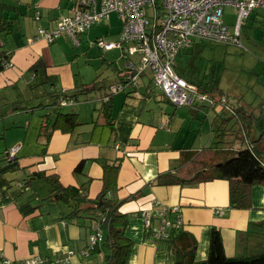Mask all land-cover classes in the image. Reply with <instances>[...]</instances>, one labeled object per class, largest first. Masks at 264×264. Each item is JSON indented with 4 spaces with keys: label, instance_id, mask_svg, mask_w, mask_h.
<instances>
[{
    "label": "crops",
    "instance_id": "1",
    "mask_svg": "<svg viewBox=\"0 0 264 264\" xmlns=\"http://www.w3.org/2000/svg\"><path fill=\"white\" fill-rule=\"evenodd\" d=\"M10 3L16 6L11 16L20 31L13 36L18 40L13 48H7L4 39H0L3 48L12 51L10 63L0 72V264H5V260L21 262L34 256L43 259L41 264H105L111 253L105 241L106 229L102 226L104 238L95 246L98 249L84 255L82 251L89 246L96 228L79 227L75 218L68 217L73 204L57 200L52 196L53 186L32 175H53L65 187H79L84 183L88 197L94 198L103 188L104 168L108 166L118 167L114 174L113 169L108 170L116 185L109 195L123 202L119 212L128 218L125 235L132 246L127 251L126 264H177L173 238L156 237L144 222L143 213L150 214L162 207H180L183 226L178 230L182 233L177 241L183 248L195 246L197 262L207 259L215 230L222 236L228 257L247 256L262 248L257 235L261 229L257 224L264 220V185L252 186V207L238 209L229 207L226 179H196L183 185L157 183L159 175L175 173L216 144L219 134L216 130L223 126V119L232 114L230 107L224 109L222 103L214 105L216 102L212 99L208 102L194 99L192 105L174 106L151 84L149 71L143 74L137 86L126 76L121 82L122 89L111 93L109 85L119 82L118 73L126 71L129 61L137 62L133 54L125 55L119 48L122 63L114 70L116 80L112 84H101L97 80L76 84L72 69L55 63L48 47L61 42L64 36L72 38L64 34L49 42L39 30H52L63 17L73 15L77 0H10ZM255 10L248 18L254 14L253 24L257 22L264 27V10ZM111 15L106 21H110ZM120 32L119 19L113 32L116 41ZM82 34L78 35L76 46L82 45L79 39ZM97 38L102 36L94 40ZM204 43L194 40L178 55L182 65L191 70L179 73L193 84L201 82L206 73L190 66ZM38 63L44 70L37 73L31 69ZM181 63L176 62V71ZM43 72L52 79L45 86L39 84L43 81L39 76ZM207 73L208 81L224 92L221 82L215 81V73ZM94 82L97 88L85 93L84 86L94 85ZM102 85L106 87L100 88ZM260 85L264 87V81ZM204 89L212 88L205 85ZM158 92L178 110L171 114L161 111L155 116L149 108L151 98L155 99ZM198 92L203 94L199 87ZM58 94L61 96L56 99ZM61 99L72 102L63 105ZM228 100L231 105L242 103L238 98ZM104 102L110 103L109 109H103ZM59 106L62 113L76 114L80 124L70 133L57 130L48 135L43 127L46 116L50 114L49 121L53 123ZM17 145L16 156L8 158L6 151ZM211 158V155L206 157ZM80 163L84 174H75L74 169ZM214 173L211 165L204 175ZM154 223L159 225L160 221L155 219Z\"/></svg>",
    "mask_w": 264,
    "mask_h": 264
},
{
    "label": "trees",
    "instance_id": "2",
    "mask_svg": "<svg viewBox=\"0 0 264 264\" xmlns=\"http://www.w3.org/2000/svg\"><path fill=\"white\" fill-rule=\"evenodd\" d=\"M15 8L16 6L10 3V0H0V39H4V42L7 37H13L20 31L17 28L18 26H15L14 19L11 16ZM3 46L4 44H0V72L5 69L6 63H10L12 57V51L8 52ZM42 68L44 70V66L38 63L31 70H35L38 73ZM149 72L151 74L150 81L153 84V73L152 71ZM177 73L182 76L179 72ZM143 74L139 76L137 85ZM127 75L129 73L125 70L120 71L118 73L119 82L116 84H121L122 79H125ZM39 76L43 80L39 84H43V86H45L44 84H50L49 82L52 81L45 72ZM207 77L208 73L206 72L201 78V82L194 83L197 84L201 92H209L207 94L210 99L216 102H214V105L222 103L224 109L226 106L230 107L232 114L224 118L223 126H219L218 130H216L219 134L216 136L217 142L214 146L208 148L203 154H199V159L192 158L189 160L175 173L168 172L159 175L157 183L159 185H183L196 179H226L229 182V207L247 209L252 207V186L255 184L264 185V97H262L259 107L242 104L240 106L231 105L228 96L217 84L208 81ZM188 81L193 82L191 80ZM96 83L94 82V85L91 86H84V92L94 91L97 88ZM205 85L211 86L212 89H204ZM103 86L106 87L102 85L100 88ZM112 86L109 85V88ZM59 95L56 96V99ZM72 97H75V95ZM222 97H225L227 102L223 103ZM68 101L70 103L72 100ZM61 107L59 106L60 109L56 111V118L53 123L49 121L51 115L46 116L48 119L43 127L48 135L57 130L63 133H70L80 124L76 114L62 113ZM246 107H249V109ZM107 108H110V103L104 102L103 109L107 110ZM210 155L212 158L206 159ZM211 165L215 173L205 176V170ZM117 168H110V166L104 168V185L100 193L94 198L88 197V188L84 183L79 187H65L61 185L58 178H53V175L46 176L43 173L32 175L34 179L41 178L48 184L50 183L53 186L51 189L52 196L57 200L73 204L68 217L75 218L79 227L88 226L90 228L94 226L96 228V223L100 222L102 217L105 218L102 226L103 229H106L105 241L111 250L110 255L105 259V264H126L127 251L132 246V241L125 235L128 218L119 212L123 202L109 195L110 192L116 189V185L112 181L114 176H109L108 170L113 169L112 171L114 172L112 174H114ZM74 173L84 174L82 163L75 167ZM257 226L261 229L257 232V235L260 237L263 250L247 256L228 257L224 250L222 236L217 230L212 234L207 259L200 262L195 260L196 251L194 245L189 248H183L179 240L177 241V238L182 233L181 231L179 232L178 229L170 230L169 239L173 238L175 244L174 247L178 256L177 264H264V220L259 222ZM97 249L98 247L94 251L92 250V254Z\"/></svg>",
    "mask_w": 264,
    "mask_h": 264
},
{
    "label": "built area",
    "instance_id": "3",
    "mask_svg": "<svg viewBox=\"0 0 264 264\" xmlns=\"http://www.w3.org/2000/svg\"><path fill=\"white\" fill-rule=\"evenodd\" d=\"M147 5L154 6L157 10L154 20L147 16ZM226 6L237 9L234 32L223 19ZM255 9L264 10V0H77L73 15L63 17L54 29H40L39 32L49 42L66 34L77 43L78 35L88 31L99 19H109L112 13H116L121 21L119 40L105 42L99 39L98 48L104 51L119 48L125 55L139 56L137 62L127 63V80L136 86L141 74L152 71L154 88L160 89L174 106L183 107L192 105L194 99L208 102L210 98L207 93H199L195 84L180 76L174 69L180 52L194 38L214 44L242 46V22ZM122 87V84H115L110 92H118ZM222 101L226 102V98L222 97ZM68 103V100L61 99V104ZM18 149L19 145L12 147L6 151V156L14 158ZM143 218L145 225L160 239H168L170 230H179L183 226L181 209L178 206L162 207L150 214L143 213ZM155 219L160 221L159 225L154 223ZM104 220L102 218L96 223V232L90 236L89 246L82 251L84 255H89L103 241ZM42 262L43 259L39 256L21 262L5 260V264Z\"/></svg>",
    "mask_w": 264,
    "mask_h": 264
},
{
    "label": "rangeland",
    "instance_id": "4",
    "mask_svg": "<svg viewBox=\"0 0 264 264\" xmlns=\"http://www.w3.org/2000/svg\"><path fill=\"white\" fill-rule=\"evenodd\" d=\"M146 12L151 20L155 19L157 10L154 6L147 5ZM115 14L111 15L110 21L105 19L102 22V19H99L98 22H102L101 25L88 33L86 32L87 34L84 33L85 35L82 34V38L79 37L82 42L81 46H76L73 39L66 36L62 37L61 42L55 45H48L54 62L59 63V65H67L68 68L72 69L73 76L77 81L76 84L93 80H97L99 83L102 82L101 84H108L116 80L114 70L119 69L122 63L119 50L114 48L115 50L103 53L97 46V40L99 39H103L105 42L116 41V35L113 32L118 25L119 19L117 20ZM237 14L235 7H224L223 19L233 32L237 23ZM255 18V15L252 14L250 18H246L242 22L240 37L242 46H239V44L217 45L194 38L193 41L198 40L206 43L201 45V53L192 59V64H190L191 67L194 65L199 72L210 71L215 73V81L221 82V87L229 95L230 102L238 98L242 102H240L241 104L251 105V107H259V103L264 97V87L260 85L264 81V27L257 22L253 24ZM31 24V28L34 29L33 21ZM99 36H102V38L94 40V37ZM16 42H18L17 38L7 37L5 39L7 48H13ZM132 58L135 61L139 60L137 55H133ZM112 62L113 65L111 66ZM177 63H181L180 56L177 57ZM185 69L191 71L186 65L177 66L178 72L185 71ZM192 74L198 76V73L192 72ZM258 74L261 75L260 78L257 76ZM156 95L155 99L151 98V108H149L151 112H154L155 116L158 113L160 114L161 111L171 114L178 110L177 107L175 108L172 104L163 100L161 92ZM262 250L263 248L260 247L257 251Z\"/></svg>",
    "mask_w": 264,
    "mask_h": 264
}]
</instances>
